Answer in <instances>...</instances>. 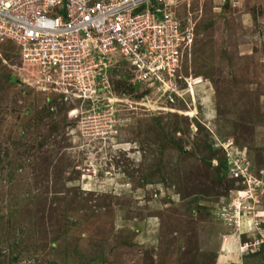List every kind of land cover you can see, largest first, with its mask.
<instances>
[{"label": "rangeland", "instance_id": "374dc122", "mask_svg": "<svg viewBox=\"0 0 264 264\" xmlns=\"http://www.w3.org/2000/svg\"><path fill=\"white\" fill-rule=\"evenodd\" d=\"M180 15L196 40L175 103L125 67L67 92L0 41V264H264V186L241 198L225 163L231 141L264 182V0Z\"/></svg>", "mask_w": 264, "mask_h": 264}, {"label": "built area", "instance_id": "2783aa9c", "mask_svg": "<svg viewBox=\"0 0 264 264\" xmlns=\"http://www.w3.org/2000/svg\"><path fill=\"white\" fill-rule=\"evenodd\" d=\"M187 1L0 0V41L17 44L23 60L41 72L59 75L67 92L106 90L111 75L125 67L132 82L175 103L183 84L191 85L184 69L192 59L195 24L180 15ZM228 145L229 173L249 188L239 196L256 200L254 187L264 182L258 183L245 154ZM227 213L222 216L229 220Z\"/></svg>", "mask_w": 264, "mask_h": 264}, {"label": "trees", "instance_id": "16d2710c", "mask_svg": "<svg viewBox=\"0 0 264 264\" xmlns=\"http://www.w3.org/2000/svg\"><path fill=\"white\" fill-rule=\"evenodd\" d=\"M7 43H13L11 41H7ZM225 163H226V171L229 172V164H228V158H227V155H226V159H225Z\"/></svg>", "mask_w": 264, "mask_h": 264}, {"label": "bare ground", "instance_id": "6f19581e", "mask_svg": "<svg viewBox=\"0 0 264 264\" xmlns=\"http://www.w3.org/2000/svg\"><path fill=\"white\" fill-rule=\"evenodd\" d=\"M198 84V83H197Z\"/></svg>", "mask_w": 264, "mask_h": 264}]
</instances>
